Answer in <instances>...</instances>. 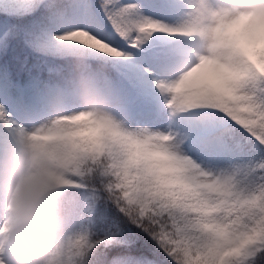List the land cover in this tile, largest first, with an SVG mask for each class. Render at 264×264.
<instances>
[{
    "label": "snow or ice",
    "instance_id": "6c2138e0",
    "mask_svg": "<svg viewBox=\"0 0 264 264\" xmlns=\"http://www.w3.org/2000/svg\"><path fill=\"white\" fill-rule=\"evenodd\" d=\"M230 5L199 0L193 11L192 0H0V147L9 133L59 114L72 123V136L88 131L86 124L107 123L148 171L155 156L179 162L183 189L201 204L171 205L163 184L146 197H114L107 170L87 169L81 176L91 180L68 201L72 219L86 222L96 238L86 264H264L259 213L244 217L235 234L218 225L201 237L210 224L192 223L214 214L221 200L236 216L254 195L264 201V77L249 68L255 95L233 92L216 102L205 99L216 68L202 63L194 78L187 71L201 43L192 37L209 38L198 23L203 15L226 21L221 26L240 34L255 57L248 18ZM260 6L252 0L247 9ZM82 37L103 50L76 39ZM81 93L112 116L82 112ZM216 193V200L203 199ZM237 235L243 238L235 244Z\"/></svg>",
    "mask_w": 264,
    "mask_h": 264
},
{
    "label": "clouds",
    "instance_id": "9594fccd",
    "mask_svg": "<svg viewBox=\"0 0 264 264\" xmlns=\"http://www.w3.org/2000/svg\"><path fill=\"white\" fill-rule=\"evenodd\" d=\"M250 2L252 0H231L230 7L248 18L251 25L248 35L255 40L254 58L240 34L221 26L226 21L214 15H203L198 20L208 31L209 38L199 33L192 37L201 43L193 50V62L187 71L194 78L200 74L202 63L210 62L216 68L206 84L205 99L219 102L227 100L230 93L241 91L254 96L257 81L247 79L249 68L264 77V0H256L262 6L247 9ZM192 3L195 11L199 0ZM213 37L215 48L212 47ZM76 39L88 47L103 50L87 37ZM80 99L82 112L112 116L86 93H81ZM85 126L88 131L69 135L73 125L64 114H59V119L50 117L26 127L23 134L9 133L5 138L0 147V264H86L96 238L86 222L72 219L68 201L75 187L91 180V175L81 176V173L99 165L109 173L106 184L112 186L114 197H146L163 184V190L170 193L171 205L181 209L186 204L191 208L201 206L200 201L189 197L183 189V168L179 162L167 156H155L149 161L151 170L148 171L137 150L123 146L113 126L107 123ZM218 195L222 194H209L203 199L216 200ZM234 211L229 202L221 200L215 205L214 214L197 215L192 223L207 221L210 224L209 229L200 234L205 237L216 231L218 225L238 233L243 218L252 219L257 213L259 220L264 221V201L259 195H254L245 213L236 216ZM132 214L135 216V208ZM242 238L237 235L234 243L238 244Z\"/></svg>",
    "mask_w": 264,
    "mask_h": 264
}]
</instances>
